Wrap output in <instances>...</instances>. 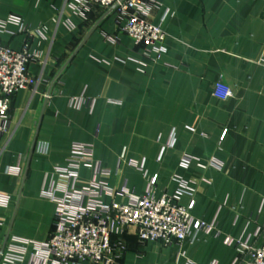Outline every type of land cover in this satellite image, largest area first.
<instances>
[{"label": "crops", "instance_id": "1", "mask_svg": "<svg viewBox=\"0 0 264 264\" xmlns=\"http://www.w3.org/2000/svg\"><path fill=\"white\" fill-rule=\"evenodd\" d=\"M69 1L0 0V18L15 13L29 27L8 25L13 33H0L1 42L14 49L27 43L36 54L29 62L34 83L11 97L10 129L0 139V192L11 197L0 207V247L9 235L48 238L55 203L42 198L40 188L53 166L65 162L71 143L81 141L92 144L94 158L111 170L114 190L145 191L147 177L129 164L137 161L156 177V196L175 191V175L187 180L195 201L191 214L215 224L192 241L169 244L140 242L134 227H126L111 235L120 246L115 264H231L235 250L225 238L243 239L264 225V0H159L151 21L159 23L165 8L172 14L161 24L165 51L158 57L145 55L120 30L113 9L65 65L108 11L93 6L82 18ZM217 80L231 86V97L212 95ZM82 94L95 99L91 111L69 104ZM172 131L174 146L165 147ZM38 142L46 143V154L36 152ZM182 153L198 160L180 167ZM210 157L223 169L202 167ZM18 165L20 175L5 172ZM90 176L81 167L77 185ZM189 199L181 194L177 201Z\"/></svg>", "mask_w": 264, "mask_h": 264}, {"label": "built area", "instance_id": "2", "mask_svg": "<svg viewBox=\"0 0 264 264\" xmlns=\"http://www.w3.org/2000/svg\"><path fill=\"white\" fill-rule=\"evenodd\" d=\"M113 5H116L120 30L135 45L141 46L145 55L150 56L152 53L158 57L165 51V32L161 24L172 13L165 8L160 22L153 23L151 17L160 8L159 0L69 1V7L82 18L93 6L109 9ZM8 25H15L18 31L29 30L28 25L15 13L0 18V33L12 34ZM108 38L114 40L113 37ZM35 56L27 43L20 49H14L0 40V139L10 129L11 97L18 90L34 83L29 72V62ZM232 93L231 86L221 80L213 85L212 95L221 100L231 97ZM94 103L93 97L83 94L69 98L70 105L86 106L89 111L93 109ZM175 140L172 131L165 147H173ZM35 150L38 154H46V143L38 142ZM193 160L198 159L189 153H182L179 166L187 168ZM129 164L143 171L147 177L145 191L141 194L125 185L118 190L111 188L107 180L111 170L94 158L93 145L73 141L65 162L53 166L51 175H45L40 188V196L55 203L53 228L48 238L38 241L9 235L0 254V264H115L119 258V245L112 241L111 235L122 232L126 227H134L140 242L160 240L165 244L184 239L192 241L199 231L208 233L214 229V221L204 222L191 214L195 201L192 197L193 188L187 180L175 175V191L156 196V177L148 176L142 163L130 160ZM83 166L91 170V176L86 184L78 186L79 170ZM201 166L221 170L223 162L210 157ZM5 172L18 176L22 173V167L7 166ZM114 194L125 196L126 201L103 200L105 195ZM181 194L190 197L188 203L177 201ZM10 201V195L0 192V207H7ZM225 244L235 250L231 264H264V225L258 226L252 235L243 239L227 236ZM184 264L198 263L187 259ZM208 264H215V261Z\"/></svg>", "mask_w": 264, "mask_h": 264}, {"label": "water", "instance_id": "3", "mask_svg": "<svg viewBox=\"0 0 264 264\" xmlns=\"http://www.w3.org/2000/svg\"><path fill=\"white\" fill-rule=\"evenodd\" d=\"M120 1H123V0H120ZM115 7H116V5H113L112 7H110L109 9H108V11L105 13V14H103L97 21H96V23L92 26V28L88 31V33L85 35V37L82 39V41L80 42V44L76 47V49L72 52V54L70 55V57L68 58V60L66 61V63H65V65L70 61V59L76 54V52L79 50V48L81 47V45L83 44V42L86 40V38L88 37V35L90 34V32L101 22V20L109 13V12H111L113 9H115ZM65 65L62 67V69L65 67ZM61 69V70H62ZM49 94V93H48ZM47 94V95H48ZM34 145H35V140L33 141V143H32V145H31V147H30V149L28 150V152H27V154H26V159H27V164H28V161H29V159L31 158V155H32V153H33V150H34ZM26 171H27V167H26V170H25V173H26ZM5 241H6V238H5V240L2 242V244H1V247H0V254H1V252H2V250H3V247H4V245H5Z\"/></svg>", "mask_w": 264, "mask_h": 264}]
</instances>
